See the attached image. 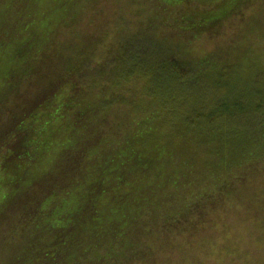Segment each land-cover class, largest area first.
Segmentation results:
<instances>
[{
	"label": "trees",
	"instance_id": "obj_1",
	"mask_svg": "<svg viewBox=\"0 0 264 264\" xmlns=\"http://www.w3.org/2000/svg\"><path fill=\"white\" fill-rule=\"evenodd\" d=\"M263 45L264 0H0V264H264Z\"/></svg>",
	"mask_w": 264,
	"mask_h": 264
},
{
	"label": "rangeland",
	"instance_id": "obj_2",
	"mask_svg": "<svg viewBox=\"0 0 264 264\" xmlns=\"http://www.w3.org/2000/svg\"><path fill=\"white\" fill-rule=\"evenodd\" d=\"M251 58H253L251 60ZM250 58L251 67H247L246 62L242 63L243 70L240 71L242 90L244 92H251L255 87L254 82H260V85H264V45L256 48L253 53V57ZM256 80V81H254ZM258 87H260L258 85Z\"/></svg>",
	"mask_w": 264,
	"mask_h": 264
}]
</instances>
